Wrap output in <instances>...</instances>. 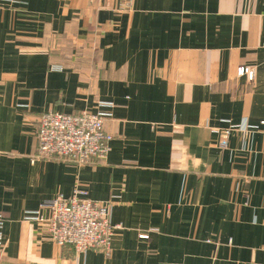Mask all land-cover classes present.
<instances>
[{"label":"crops","instance_id":"1","mask_svg":"<svg viewBox=\"0 0 264 264\" xmlns=\"http://www.w3.org/2000/svg\"><path fill=\"white\" fill-rule=\"evenodd\" d=\"M84 109L106 159L43 157L40 114ZM263 120L264 0H0V264H264ZM75 188L122 223L109 254L25 217Z\"/></svg>","mask_w":264,"mask_h":264},{"label":"built area","instance_id":"2","mask_svg":"<svg viewBox=\"0 0 264 264\" xmlns=\"http://www.w3.org/2000/svg\"><path fill=\"white\" fill-rule=\"evenodd\" d=\"M238 75L247 74L250 80L255 78V69L240 66ZM105 111L84 109L80 113H64L47 110L39 116L38 141L39 152L43 157H67L77 163H86L94 159H106L113 134L104 128ZM230 122V120H228ZM264 123V120L261 121ZM251 123H230L223 128L224 138L221 145L227 144V137L233 128L249 130ZM47 207L46 214L43 208ZM26 218L45 222L52 238L59 245H72L83 252L98 248L110 253L115 231L122 223L112 220L111 202L94 200L86 189L75 188L70 195L58 193L45 199L36 209L27 211ZM5 217L0 212V245L4 240ZM149 237V233H141Z\"/></svg>","mask_w":264,"mask_h":264}]
</instances>
